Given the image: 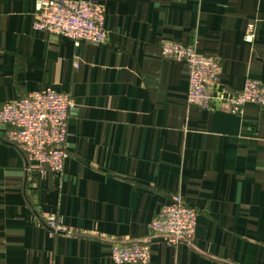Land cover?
Returning <instances> with one entry per match:
<instances>
[{"label":"crops","instance_id":"crops-1","mask_svg":"<svg viewBox=\"0 0 264 264\" xmlns=\"http://www.w3.org/2000/svg\"><path fill=\"white\" fill-rule=\"evenodd\" d=\"M34 1L0 0V106L45 88L74 104L61 174L30 167L0 124V264H114L109 239L149 238L174 193L194 237L150 238L147 264H264V107L189 105L183 63L160 53L171 40L217 56L231 90L264 82V0H89L108 39L78 45L33 28Z\"/></svg>","mask_w":264,"mask_h":264},{"label":"built area","instance_id":"built-area-1","mask_svg":"<svg viewBox=\"0 0 264 264\" xmlns=\"http://www.w3.org/2000/svg\"><path fill=\"white\" fill-rule=\"evenodd\" d=\"M104 14L102 4L89 0H35L32 27L68 37L74 45L81 41L104 43L108 39ZM253 36L254 23L249 22L244 39L251 41ZM160 53L183 63L189 105L231 113H241L248 102L264 107V82L246 78L241 88L229 89L220 83L221 64L217 56L171 40L161 43ZM73 104L69 94L50 88L5 101L0 106V124L6 127L4 139L25 154L30 167L61 174L67 156V121ZM196 216V209L187 205L179 193L170 194L168 202L158 206L148 224L149 238L140 241L110 238V259L114 264H147L150 238L159 237L168 244L189 243L195 234ZM46 224L51 234H71L54 216H48Z\"/></svg>","mask_w":264,"mask_h":264}]
</instances>
